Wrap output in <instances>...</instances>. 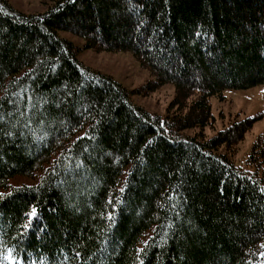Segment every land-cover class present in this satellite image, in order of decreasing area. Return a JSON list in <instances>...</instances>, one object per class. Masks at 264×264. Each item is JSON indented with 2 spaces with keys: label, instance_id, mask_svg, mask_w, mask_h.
<instances>
[{
  "label": "trees",
  "instance_id": "1",
  "mask_svg": "<svg viewBox=\"0 0 264 264\" xmlns=\"http://www.w3.org/2000/svg\"><path fill=\"white\" fill-rule=\"evenodd\" d=\"M81 47L172 84L165 113ZM260 84L264 0H0L2 264H264V132L240 163L254 117L205 133L212 97Z\"/></svg>",
  "mask_w": 264,
  "mask_h": 264
},
{
  "label": "rangeland",
  "instance_id": "2",
  "mask_svg": "<svg viewBox=\"0 0 264 264\" xmlns=\"http://www.w3.org/2000/svg\"><path fill=\"white\" fill-rule=\"evenodd\" d=\"M17 10L24 13L43 12L55 0H8ZM60 35L78 45L84 43V39L68 32L60 31ZM82 46V45H81ZM78 58L90 68L112 76L129 90H139L147 86L154 77L141 65L136 57L129 51H96L94 49H82ZM174 96L172 84L158 86L154 91L143 89L138 95L132 94L134 101L144 105L150 110L160 114L165 113L171 99ZM212 113L216 117L213 127L206 128V135L223 128L234 119L254 117L252 128L245 134L239 144L237 162L248 152L257 135L264 132V84L248 89H226L223 98H211ZM192 133L191 130H188Z\"/></svg>",
  "mask_w": 264,
  "mask_h": 264
},
{
  "label": "snow or ice",
  "instance_id": "3",
  "mask_svg": "<svg viewBox=\"0 0 264 264\" xmlns=\"http://www.w3.org/2000/svg\"><path fill=\"white\" fill-rule=\"evenodd\" d=\"M72 2L74 3L75 0H72ZM141 23H143V21H141ZM41 102H42V103H46L47 101H41ZM9 103H11V101H9ZM3 119H4L3 116L0 115V121H3ZM3 134H4V135H11V132H4ZM148 143H151V141H148ZM121 191H123V189H121ZM221 191H222V190H221ZM260 191H261L262 193H264V188L260 189ZM3 195H4V194H0V198H2ZM8 195H11V193H9ZM36 214H37V213H36V209L33 208L32 211H31V213H30L29 215H31V216H35ZM26 226H27V225H26ZM144 243L147 244L148 242H147V241H144ZM140 251L143 252L144 249H140ZM262 255H264V254H262ZM77 256H79V253H77ZM4 259L9 260V261H10V264H16V259H15V257H13L11 249L8 250V254L4 257ZM0 264H2V260H0ZM140 264H143V261H142V260H141Z\"/></svg>",
  "mask_w": 264,
  "mask_h": 264
}]
</instances>
